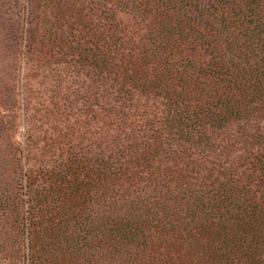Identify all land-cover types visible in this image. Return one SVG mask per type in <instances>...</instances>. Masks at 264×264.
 Listing matches in <instances>:
<instances>
[{
	"label": "trees",
	"instance_id": "1",
	"mask_svg": "<svg viewBox=\"0 0 264 264\" xmlns=\"http://www.w3.org/2000/svg\"><path fill=\"white\" fill-rule=\"evenodd\" d=\"M0 14V264H264V0Z\"/></svg>",
	"mask_w": 264,
	"mask_h": 264
},
{
	"label": "rangeland",
	"instance_id": "2",
	"mask_svg": "<svg viewBox=\"0 0 264 264\" xmlns=\"http://www.w3.org/2000/svg\"><path fill=\"white\" fill-rule=\"evenodd\" d=\"M4 21V17L0 18V105H3L2 103L9 98V94H11L12 90L17 91L16 82L21 73V64L18 60L19 54L17 49L11 46L12 42L7 40L6 32L4 30ZM14 129H17V123ZM17 131L18 133L19 131L22 132V127H18ZM0 144V184L4 185L8 183L11 185L13 183V178L10 175L11 172L15 170L16 164L7 158L9 153L7 142H0Z\"/></svg>",
	"mask_w": 264,
	"mask_h": 264
}]
</instances>
